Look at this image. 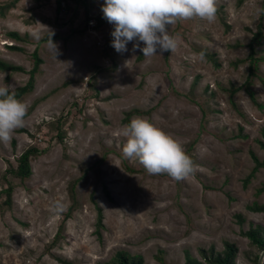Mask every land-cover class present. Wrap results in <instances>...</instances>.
<instances>
[{"label":"rangeland","instance_id":"obj_1","mask_svg":"<svg viewBox=\"0 0 264 264\" xmlns=\"http://www.w3.org/2000/svg\"><path fill=\"white\" fill-rule=\"evenodd\" d=\"M103 2L94 0L88 14L71 5V13L58 17L55 26V0H23L8 11L10 28L0 22V59L25 69L0 71V85L12 91L24 85L34 51L43 60L33 90L18 99L27 105L24 126L10 141H0V188L8 163L15 166L33 140L45 148L31 159V177L22 184L8 176L14 189L11 207H0V264H64L55 257L65 264H101L120 249L140 254L145 264H160L158 254L164 264H184L185 251L200 259V248L221 251L224 241L237 246L236 264H251L250 245L241 232L264 225L263 212L247 209L254 201L264 204V192L255 194L264 182V167L246 185L243 181L254 164L250 152L264 157L256 141L264 127V61L251 84L259 105L243 88L233 94L228 89L246 78L247 63L237 61L247 56L249 29L264 23V0H216L214 23L195 18L171 25L170 34L181 37L175 52L140 59L132 42L123 53L113 48V72L96 70L111 65L102 52L110 50L106 41L113 25L105 20L95 29L89 24L93 16L96 23ZM42 25L59 35L53 40L61 52L56 59L42 39L47 35ZM71 27L84 30L72 43L64 40ZM9 30L27 36L17 41ZM8 44L24 52L9 50ZM257 55L264 56V36ZM132 108L145 112L130 120L144 117L183 145L197 166L193 175L181 181L150 175L123 157L125 141L118 132ZM239 132L247 138L237 137ZM123 162L139 172L126 171ZM81 164L93 166L83 173ZM78 177L76 206L54 240L72 204L68 185ZM53 201L64 205L60 215L50 211ZM96 206L102 209L100 229Z\"/></svg>","mask_w":264,"mask_h":264},{"label":"clouds","instance_id":"obj_2","mask_svg":"<svg viewBox=\"0 0 264 264\" xmlns=\"http://www.w3.org/2000/svg\"><path fill=\"white\" fill-rule=\"evenodd\" d=\"M101 11L113 25L111 46L123 53L132 42L133 50L139 49L146 58L177 50L180 34H170L169 27L178 21L199 18L211 24L217 18L216 0H104ZM43 29L47 34L45 46L56 59L61 52L52 39L55 32L47 26ZM33 36L41 39L40 32ZM200 55L203 57V53ZM26 115L27 105L16 98L11 86L0 85V141H10L15 130L24 126ZM118 134L125 141L123 157L137 161L150 175L166 174L181 181L196 171L197 166L183 145L144 117L134 116ZM50 211L60 215L64 205L53 201Z\"/></svg>","mask_w":264,"mask_h":264},{"label":"trees","instance_id":"obj_3","mask_svg":"<svg viewBox=\"0 0 264 264\" xmlns=\"http://www.w3.org/2000/svg\"><path fill=\"white\" fill-rule=\"evenodd\" d=\"M19 0H4L0 1V17H5L6 14H8V11L15 7L16 3ZM38 2L39 0H35ZM94 0H68L66 6L64 8L60 5V0H55V17L54 20L51 21V24L57 26L56 21L58 17L60 16H66L71 13L70 6L73 5V7L78 4L86 10V14L89 13V9L92 6ZM243 0H239V2H242ZM73 12V11H72ZM91 16V15H90ZM93 16L92 18H94ZM71 18V16H70ZM69 18V19H70ZM44 19V18H43ZM73 18H71L72 20ZM105 19L103 18V13H99L96 15V23L93 26L95 29L101 27V25H104ZM61 24V23H60ZM60 26V25H58ZM250 30L251 37L249 41L246 43V47L248 48L247 56L243 59H238L237 62H246L247 63V75L244 80V82L239 86H231L228 90L230 94L235 93L237 90L243 88L249 95V97L252 99V101L259 105L254 96L253 90H251V84L254 77L258 76V65L259 62L264 61L263 55H257V47L261 45V41L264 36V23L259 22L256 26L255 30ZM84 30H78L73 29L71 27V31L68 33V36H65L64 40H68V42H71L76 38L75 35L82 34ZM75 34V35H74ZM7 35L17 41H23L25 36H21V34L17 31H8ZM59 35L55 34L53 36V40L58 38ZM44 41L47 39V35L42 38ZM111 39H108L107 42V49H110L109 51H103L104 57L106 56L109 59H112L111 65L107 67H96V70L100 72V70L107 71V72H113L117 68L116 62L113 60V47L111 46ZM6 48L12 51H18V52H24L23 47L19 45H13L8 44L6 45ZM106 49V48H105ZM106 49V50H107ZM142 52H140L138 58H142ZM30 57L33 60L32 68L27 71L29 77L24 83V85L16 87L13 91L15 92V96L17 99H20L25 94L31 92L34 88V82H35V74L39 72V65L43 62V60L37 55L36 51L31 53ZM211 59L214 61V58L212 55L210 56ZM236 64V63H235ZM0 71H12V72H25V69L21 67L20 65L10 64L2 59H0ZM96 78V77H95ZM262 82L264 83V77H260ZM72 82L65 81L63 85H69ZM90 87H94L91 83L89 85ZM95 96H97V93H95ZM208 107V106H207ZM145 111L137 108H132L125 112V116L123 120L127 123L130 122V117L135 114H144ZM24 131V130H21ZM63 133V132H62ZM30 137L34 138L33 135H30ZM237 137L247 138L246 134H243L241 132L238 133ZM58 138L60 141H62V136L58 135ZM259 144L260 148L264 151V127L261 128V139L256 140ZM12 146L15 147V140H12L11 142ZM45 152V148L41 149L35 144V140H33L32 144L28 145L17 157H16V165L13 166L12 164L8 163V167H6L2 173V179L4 184L0 188V207H6L10 208L12 204V191L14 189L13 183L8 179V176H12L13 178H16L19 180V183H23L25 179L28 177H31L32 170H31V164L30 161L32 158H35ZM250 155L252 157L253 161V167L250 170V172L247 174V176L244 178V184L246 185L248 181L255 175V173L262 167H264V157L262 159H259L257 155L251 151ZM193 159V158H192ZM93 166V164H81L83 173L87 172ZM123 167L128 172H139V170H135L132 167L128 166L126 163L123 162ZM79 180H82L81 178L73 179L68 187H69V194L72 197V204L70 205L68 212L65 214V217L62 219L61 224L58 227V230L55 234L54 240L57 239L59 236L61 229L63 228L64 221L67 217L70 216L71 212L74 210L76 203L74 199V186L75 183ZM108 194V191H105ZM262 192H264V182L261 183L259 187L256 188L255 194L259 195ZM2 198V200H1ZM97 209V219H96V227L97 229H100L103 227L102 223V209L99 206H96ZM247 209L253 212H263L264 213V204L258 203L254 201L252 204L247 205ZM239 222L242 221V218L240 215H237ZM97 234L99 235L100 232L97 231ZM241 234L245 236L248 239V243L250 245L249 252H246L247 257L250 259L251 264H264V225H254L250 226L247 230L242 231ZM256 251V252H255ZM238 252L237 246L229 241H224L223 248L221 251H216L212 246L205 249L200 248L199 254L200 259L192 256L189 252L185 251L184 253V264H236V255ZM262 252V259L259 256V253ZM158 254V253H157ZM157 260L160 262V264H164V261L161 258V255H156ZM60 263H68L66 261H63L59 257H55ZM260 259V260H259ZM262 260V261H261ZM261 262V263H260ZM101 264H145L144 259L140 254H131L126 250L120 249L117 250L114 255L111 257L110 260L101 263Z\"/></svg>","mask_w":264,"mask_h":264},{"label":"crops","instance_id":"obj_4","mask_svg":"<svg viewBox=\"0 0 264 264\" xmlns=\"http://www.w3.org/2000/svg\"><path fill=\"white\" fill-rule=\"evenodd\" d=\"M21 1L23 2V0H19L16 4L21 3ZM12 10H13V8H12ZM0 22H2L4 26H7L8 28H10L9 26H12V19H11V16L9 15V13L6 14L5 17H0ZM9 31H17V32H19L18 30H9Z\"/></svg>","mask_w":264,"mask_h":264},{"label":"built area","instance_id":"obj_5","mask_svg":"<svg viewBox=\"0 0 264 264\" xmlns=\"http://www.w3.org/2000/svg\"><path fill=\"white\" fill-rule=\"evenodd\" d=\"M67 2H68V0H60V5H61V7L64 8V7L66 6ZM89 24H90V25H93V26L95 25V21H94L93 18H91V19L89 20ZM93 26H91V28H92ZM91 28H90V29H91Z\"/></svg>","mask_w":264,"mask_h":264}]
</instances>
